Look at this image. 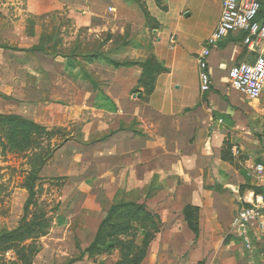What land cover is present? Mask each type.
<instances>
[{"label": "crops", "instance_id": "obj_1", "mask_svg": "<svg viewBox=\"0 0 264 264\" xmlns=\"http://www.w3.org/2000/svg\"><path fill=\"white\" fill-rule=\"evenodd\" d=\"M49 1L24 0V11L40 13L47 4L51 9L62 8L60 0ZM216 1L219 10L210 33L221 14L220 2ZM16 4V0L0 1V5L8 6L9 20L11 11L13 15L12 27L0 24V35L1 27L5 35L16 32V8L11 10ZM67 8L75 25L92 31L122 34L124 26L129 25V35L133 37L146 25L142 10L133 0H71ZM168 11L152 9L150 13L160 24L152 29L159 46L127 48L125 56L117 59L144 61L151 56L166 68L156 77L150 97L138 86L142 73L138 65L116 68L106 62L82 64L67 57L49 62L41 53L0 48V114L19 115L47 128L85 123L82 138L90 142L89 158L95 169L94 190L80 195L66 211L56 213L48 233L39 240L41 249L32 264H65L70 260L71 264H117L116 253L91 257L85 254L79 259L77 256L94 240L116 193L126 187L138 191L150 181L152 193L136 202L144 203L160 223L140 264H264L228 235L231 218L239 209L236 198L245 203L252 197L251 190L241 197L239 184H243L254 165L260 163L264 167V142L244 150L248 158L240 161V173L221 159L224 133L232 124L231 113L222 110L214 116L207 106L222 107L215 96L205 101L198 95L200 50H189L188 56L183 53L195 64L190 72L193 80H188L187 57H182L181 49L161 46L164 24L160 18ZM230 44L234 48L223 54ZM242 51L243 46L234 42L211 50L210 88L228 94L222 69L238 60ZM80 66L93 69L98 89L80 77ZM75 73H79L78 78L72 77ZM98 99L103 106L96 105ZM230 171L238 183L230 181ZM256 185L264 183L257 181ZM186 205L199 210L196 238L184 219ZM79 241L82 249L78 251L75 244Z\"/></svg>", "mask_w": 264, "mask_h": 264}, {"label": "rangeland", "instance_id": "obj_2", "mask_svg": "<svg viewBox=\"0 0 264 264\" xmlns=\"http://www.w3.org/2000/svg\"><path fill=\"white\" fill-rule=\"evenodd\" d=\"M0 1L3 2L4 0ZM46 1L47 3L50 2L49 0ZM60 1L63 4L62 8L51 9L50 4H47L40 13H27L24 11V0H16L17 4L11 6V10L14 7L16 8L17 16L14 20L16 22V32L5 35L4 28L1 27L3 35H0V46L28 48L34 42L38 44L41 36L43 44H46L52 54L63 53L68 55L77 44H80L79 50H77L78 53L83 54L102 48L109 58L118 59L125 56L127 48H152L154 44L159 46L156 43V35L152 32V29L154 27L158 28L160 24L150 15L151 10L155 9L165 12L169 10L167 13L162 14L160 18L164 24L160 35L161 46L166 49L170 48L169 36L171 34L175 35L176 45L174 47L181 49L182 57L186 59L185 57L189 54L187 51L201 50L215 24L219 10V4L216 0H182L181 2L174 0L167 2L165 0L157 2L156 0H133L147 10L149 18H147L146 25L143 26L142 30L130 37L129 25L124 26V33L122 34L106 30L92 31L86 27L75 25L74 21L68 17L67 6L71 0ZM7 8L8 6L0 5L2 10L0 11V24L1 26L10 24L12 27V11L9 20ZM186 13L189 15L186 16ZM30 30L33 31L34 36H29ZM226 41L228 39H224L221 43ZM218 46H220L219 43ZM234 46V44H230L223 54H226ZM183 53H186L187 56ZM41 56L47 58L49 62L56 59V57H63ZM78 60L84 62L82 58H78ZM125 60L127 58L119 59V61ZM233 63L229 62L222 69L223 75L226 74L228 67ZM194 66V62H190L187 57L185 79H192L193 76L190 72L193 71ZM92 70L85 68V73L96 85V76H94ZM223 84L230 97L228 94H220L212 87L206 92H202L199 88L198 95L205 101L207 97L214 95L217 103L221 104V108L215 105L207 106L209 113L222 112V110L230 111L232 124L228 129L226 128L227 131L224 133L223 148L230 156V160L226 162L240 173V161L248 158L244 150L252 145H262L264 142V92L257 99L250 100L231 88L227 81ZM188 110L189 108H186V111ZM84 125L85 123L82 122H70L62 128L46 127L48 133L42 132L34 136L32 140L27 139L26 141L17 142V144H11L12 147L14 145L16 147L10 149L3 146L2 139L4 137L3 132L0 130L1 229L17 226L21 217L24 216L25 220L34 223L36 230L40 232L47 224H52L56 213L62 210L66 211L76 200L80 199V195H89L94 190L93 175L95 169L89 158L90 142L82 138ZM86 138L88 139V137ZM30 143H32V148L29 147ZM233 148H235L236 153H234ZM148 172H151V170L149 169ZM232 173L233 171L228 172L227 176L233 184H236L238 183L237 178H234L235 175ZM34 174L37 176L33 189L34 195L32 203L24 215L23 207L28 192L23 184ZM256 183L257 181L247 174L243 184H239V195L243 197L245 192L249 190L248 187L256 185ZM126 188L116 193L114 202H136L140 197L149 196L152 193V181L146 183V188L144 187L135 192L134 189L130 191ZM236 205L238 208L242 207L244 205L243 200L239 201L236 198ZM82 218L83 215L80 220ZM125 219V216L120 218V220ZM134 226H137L136 230L131 231L130 236L125 240H134L136 244L132 245L130 243L125 246L122 253H120L118 247H114L109 252V254L116 253L118 260L125 257L126 260L131 261L129 263H133L142 255H146L150 248L157 230L148 229L145 231L140 223H134ZM39 240L40 238L34 241L40 244ZM79 243L80 241L75 244L78 251L79 248L82 249ZM8 251L13 254V259L6 255L7 251L0 250V264H10L16 259L14 248Z\"/></svg>", "mask_w": 264, "mask_h": 264}, {"label": "trees", "instance_id": "obj_3", "mask_svg": "<svg viewBox=\"0 0 264 264\" xmlns=\"http://www.w3.org/2000/svg\"><path fill=\"white\" fill-rule=\"evenodd\" d=\"M159 0H156V2ZM146 21L149 18L147 10L140 6ZM153 29H156L154 27ZM246 33H239L236 35H229L227 38L228 41L220 43V47H225L228 43L234 42L243 46V51L241 52L237 61L243 60L246 55L245 45H243V39ZM29 36H34L33 31L30 30ZM80 44H77L76 47L72 49L70 54L65 55L63 53H51L47 48L46 44H43L42 37H39V43L33 44L28 48H14L16 50L28 51L32 53H41L43 55H49L52 57L63 56L67 58H72L74 60L82 58L85 62H106L109 65H112L116 68L119 67H129L132 65H138L142 69L140 75L138 86L143 88L144 95L146 97L150 96L154 91V84L156 77L166 71V68L162 64L158 63L153 57H148L144 61H135V60H125L119 61L114 58H109L106 52H103V49L96 50L87 53H78ZM0 48H10L5 46H0ZM80 72H82L83 79L90 81L96 89L98 87L95 85V82L85 73L83 66H80ZM72 77L78 78L79 73L72 74ZM109 103V102H107ZM96 105L103 106L100 99L96 102ZM112 109H116L115 106H112ZM222 117L226 118V115L221 114ZM215 116V113H214ZM0 130L3 132L4 141L3 146L8 149L12 147L11 144H17V142L26 141L27 139L32 140L34 136L39 135L40 133H48V130L45 126H42L33 120L24 118L19 115H5L0 114ZM2 143V142H1ZM29 147L32 148V143ZM223 148L221 151V159L224 161L230 160L228 152ZM241 171V170H240ZM37 179V176L34 174L27 179V182L23 184V187L27 190L28 196L24 204L23 210L24 215L29 209V206L32 203L33 199V189L34 183ZM248 180V178H247ZM242 188V187H240ZM249 190L253 192L254 195H261L264 198V186L253 185L248 187ZM246 205V204H245ZM198 208L192 205H186L183 209V215L185 222L194 234L195 238L199 234V224H198ZM264 212V208H263ZM122 216H125V220H120ZM134 223H140L142 228L146 231L148 229H158V224L160 223L159 217L151 213L144 203L137 202H126V203H116L111 204L109 209L106 212L105 217L102 219L98 230L96 232L94 240L83 250L80 251L77 258L83 257L85 254L89 257L100 255L104 253H109L114 247H118L120 253L125 246H128L130 243L136 244L134 240H125L130 235L131 231L136 230L137 226H134ZM51 225L47 224L42 231H37L35 224L32 222H27L24 216L19 220L18 225L12 229H1L0 230V250L6 252L14 248V253L16 259L10 264H32L35 255L40 251L41 245L37 244L34 240H38L42 236H45L48 233V230ZM17 246L15 247V245ZM146 255H142L141 258L136 260L133 263L130 260H126L125 257L120 258L117 264H140ZM76 258V259H77ZM72 260L68 261L65 264H71ZM200 264V263H199Z\"/></svg>", "mask_w": 264, "mask_h": 264}, {"label": "built area", "instance_id": "obj_4", "mask_svg": "<svg viewBox=\"0 0 264 264\" xmlns=\"http://www.w3.org/2000/svg\"><path fill=\"white\" fill-rule=\"evenodd\" d=\"M221 14L218 23L206 38L197 56L198 81L202 92L210 89L211 78L208 58L211 50L229 35L245 32L243 45L247 47L243 60H235L226 71V79L231 88L254 100L264 92V0H219ZM171 49L176 45L175 35L169 36ZM236 153L235 148H233ZM249 176L264 183V167L257 163ZM244 203L231 218L229 233L239 240L242 248L255 254L264 263V198L254 195ZM246 204V205H245ZM11 258L13 254L7 252Z\"/></svg>", "mask_w": 264, "mask_h": 264}, {"label": "water", "instance_id": "obj_5", "mask_svg": "<svg viewBox=\"0 0 264 264\" xmlns=\"http://www.w3.org/2000/svg\"><path fill=\"white\" fill-rule=\"evenodd\" d=\"M185 15H186V16H188L189 14H188V13H186Z\"/></svg>", "mask_w": 264, "mask_h": 264}]
</instances>
